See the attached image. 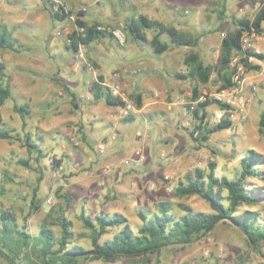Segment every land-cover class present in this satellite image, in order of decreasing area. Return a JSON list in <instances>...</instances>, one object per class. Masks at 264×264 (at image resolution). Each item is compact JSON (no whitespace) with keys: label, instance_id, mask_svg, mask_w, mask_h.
<instances>
[{"label":"clouds","instance_id":"1","mask_svg":"<svg viewBox=\"0 0 264 264\" xmlns=\"http://www.w3.org/2000/svg\"><path fill=\"white\" fill-rule=\"evenodd\" d=\"M164 2L172 5L171 10L163 8L160 0H111L110 4L105 3L106 17L111 18L114 10L118 14L117 22L125 30H127L125 21L139 23L141 17L148 14V9H151L155 14L150 17L154 21L151 28L144 30L147 35L146 40L136 41L129 36L127 40L121 41L122 47L119 50L107 43L96 45L102 55L93 51L91 46H82L81 53L77 56L62 53L63 62L50 60L45 52L47 38L53 34L50 25L38 29L35 37H22L24 43L29 45L31 50L19 53L9 64L8 74L15 75L16 65H22L39 68L45 75L39 79L25 78L32 87L24 89V92L32 97L34 115L38 119L16 122L15 126L21 137L28 130L22 127V123H26L30 129L34 125L40 124L41 121L49 120L51 113L36 108V100L42 98L40 94L45 90L59 91V89L49 88L57 74L63 76L68 71H72L75 73V80L79 81L78 87L69 88L62 93L63 102L57 101L59 114L63 115L65 122L58 125L45 124V133L51 134L56 130L60 132V136L56 138L55 142L49 140V144L53 148L58 146V151L49 152L40 161V164L34 162L33 167L36 171L27 174L32 185L40 188L39 196L43 197L47 193V189L42 183L37 184L38 176L41 174V165L50 164L53 154L62 159L71 157L73 161L78 155L84 157L83 164L84 168L88 169L87 172L78 165L73 167L72 163L65 159L62 169L65 175L78 173L84 176H95L98 169L102 170L103 174L107 176L106 187L103 188V191L110 197L117 192L123 193L126 198L138 195L140 189L135 187L137 180L150 172L157 173L161 169L168 175L170 183L175 186L177 195L188 188L189 172L194 173L196 169H199L206 185L210 186L215 180L217 183L213 190L222 197L228 196V193L223 190L224 185L235 180L234 169L238 167V160L233 159L232 154L239 152L243 140L247 139L251 124L255 122L260 113H264V105L250 111L244 118H237L232 128L210 137L209 140L214 138L219 141L215 145L207 141L192 143L190 135H199V132L196 131V122L191 119L190 113L182 112L177 107L181 100L175 96H173L171 109L166 110V116H162L161 110L154 107L141 106L137 107L134 112L126 108L120 113V117L132 115L133 124H122L118 119L115 121V128L110 133L101 131L103 121L98 118L103 115L104 98L95 99V93L88 91L96 82L98 74L94 65H115V73L112 77L114 83L123 78L126 84H142L148 80L162 77L166 69L180 70L177 63L173 62L174 58L171 53L173 49L182 51L177 48L181 41L203 39L196 27L204 18L203 9L196 11L194 15L190 9L181 12L180 5L176 3V0H164ZM262 9H264V0H257L256 14ZM31 11L33 8L24 11L16 8L8 9L5 5L4 15L7 19L12 13L23 12L24 15H27ZM155 21H162V23H155ZM8 22L11 23L10 20ZM56 42L59 43V39ZM161 45L166 46V50L161 48ZM158 49L163 52L162 55L156 54ZM37 61L40 63L37 64ZM82 65L87 66L88 71H82ZM125 86L120 85L122 88ZM257 92L264 96V90L258 88ZM131 102L133 101L130 100L129 103ZM73 103L80 105L79 110L73 108ZM209 110L215 111V108ZM230 117L231 114L224 118ZM211 119L216 120L217 116H213ZM66 121H75V123L68 124ZM94 121L97 122L93 123ZM90 125L97 130L91 136L86 135L85 132L74 130L81 127L87 130ZM69 137L74 143H69ZM75 145H79V147H75ZM201 153H206V155L197 162ZM209 165L212 166L209 167ZM117 169L120 170L118 180L116 179ZM63 183L64 181L60 180L57 187ZM97 183L100 181L97 180ZM161 187L166 188L164 185ZM100 203L104 204L103 201ZM115 203L117 201L110 199L105 206ZM218 204L227 207L228 201L222 198ZM172 207L176 208L175 201H173ZM84 210H86L84 205L68 209L65 207L64 201L60 200L55 206H51L50 211L46 207L44 215L49 218V223L53 221L58 223L59 217L63 215L78 225L81 212ZM72 231L75 233L72 243L83 244L88 248L102 244L106 239L105 235L100 234L98 226L94 230L73 228ZM3 239L0 237V240ZM62 239L63 232L57 228L56 240ZM6 244L5 247L4 243H0V264H60L59 258L63 254L58 246L48 249L44 243L37 239L28 241L25 246V242L15 234L7 238Z\"/></svg>","mask_w":264,"mask_h":264},{"label":"rangeland","instance_id":"2","mask_svg":"<svg viewBox=\"0 0 264 264\" xmlns=\"http://www.w3.org/2000/svg\"><path fill=\"white\" fill-rule=\"evenodd\" d=\"M55 1L62 3L66 9L72 11L71 15L66 16L68 17V22L65 25V29L67 30V33L69 35H71V33L73 31H76V28L79 27L74 22V18L84 21L86 12L88 13L87 15L92 18H95V16H97V18L103 19L102 22L84 21L89 25L96 23L97 26H100L101 28L107 29L109 31L112 29H116L120 25L116 20L118 14L114 10L112 11L111 18L106 17V14L104 12V4H110L111 0H97V2L94 0H77L81 2V4L77 6H72L65 0ZM192 1L195 0H185L184 6L186 5L188 7L189 2ZM213 1L214 2L212 3V5H208L207 8H212L213 11L209 12L207 10L206 12V10H203L204 18L203 20H201L202 25H197L196 27L198 31L202 30L204 32L205 28L214 27L216 23H221L220 31L214 30L211 33V37L214 43L210 59L214 63L216 62L218 55V49L216 45L219 44L222 31L234 25L231 22L233 16H245L251 19L255 13L257 0ZM229 5H231V7H229ZM223 6L225 7L223 8ZM150 10L151 9H148L147 13L150 16L154 15L155 13L151 12ZM79 12H82V14H79ZM56 22L59 23L58 21H55V24ZM262 23L264 24V21ZM147 29L150 28H145V30ZM121 30L122 35L125 39V30L123 28ZM84 32L85 29L82 26L81 33ZM262 37L264 39V35ZM115 38L118 40L116 36ZM110 41L111 45H113L116 50H119L121 48L116 44L115 41ZM180 47L183 48L185 46ZM156 54L162 55L163 53L157 52ZM72 56H75V50H73ZM259 63L264 66L263 59L259 60ZM215 85L216 84L212 85V87L206 86V90H202V93L204 95H211L209 92H212V94L217 93L218 90L217 86ZM258 88L259 84H257V89ZM257 94L258 92H256V95ZM202 97L203 96H201V98ZM11 101L12 100L9 97L4 101V104H8V102ZM39 105L41 106V104ZM186 105H188V103ZM213 107L215 108V110L217 109V105L215 103L211 104V107L209 109ZM8 109L5 110V108H3L2 113L5 116L8 113ZM181 111L189 113L187 108H184V110L182 109ZM214 112L215 111L209 110V120L214 115ZM257 118L255 122L251 124L250 131H248L247 134V139L243 140L239 152H234L232 154V158L238 160V167L234 169L236 177L240 172L239 161L246 150L253 149L255 152L259 153L262 158V163L259 165L261 175L246 177V181L248 184L247 186L250 189L254 190L255 194H257L258 201L254 204H241L238 213L243 210L255 211L257 212L260 223L264 224V134H259L257 130ZM29 119H37V116L34 115L32 103H30L29 105L28 117L26 118V120ZM7 121L10 124L14 123V121H12L11 119H7ZM234 124L226 129L232 128ZM23 128L28 129L24 132L23 137L20 136L16 128L13 130L11 129L13 133L19 134L20 140L0 139V190L2 191V194H0V207L2 209L13 212L17 218L18 224L22 225L24 222L23 215L27 212L32 198L36 196L38 208L28 217L26 221L27 228L33 235L37 234L41 227V224H44V219L47 217L44 215L45 208L48 207L50 211L51 206H55L60 200L64 201L65 207L68 209H74V207L77 205H84L86 208V210L84 211L92 215L99 212H120L126 216L129 224L131 225V228L134 231L141 223L138 212L141 210H147L149 212L157 211V201L163 200L165 198H170L165 200L171 202V204L173 203V201L176 202V208L172 207V211L176 214L182 213V211L178 207V204H188L195 210L211 211L209 210L210 207L208 203L198 195L176 196L174 194L175 187H170L169 184L165 185L166 188L162 187V189L160 190H158L156 186L150 187L149 184L144 188H138L140 189V193L138 195L129 196L127 198L121 192H117L114 196L110 197L103 191V188L106 187V182L103 183V172H101L102 170L100 171L102 173L101 175L99 173H95V176H84L78 173H70L65 175L62 172L65 159L70 161L73 167H76L78 165L81 169H83V171L87 172L88 169L84 168L83 164L84 157L80 155H78L73 161L71 157H64L62 159L53 154L51 155L50 164L41 165V174L38 176L37 184L42 183L47 189V193L43 197H41L39 196L40 188L38 186L34 187L32 185V182L27 174L36 171V169H34L33 167L34 162L36 164H40V161L45 158V156L49 152L55 153L56 151H58V146L56 148H53L49 144V140L55 142L56 138L59 137L60 132H58V135L55 134V132L51 134L45 133V128L42 129L40 127H37V124L30 129L26 124V126H23ZM223 130L212 133L210 137H214L216 133H219ZM37 131L42 132V136H39ZM193 135L194 134L190 135V139L193 144H196L198 143V141L195 140ZM24 139H26L30 144H34L40 150H37L36 147L30 148L26 146L24 143ZM207 142L215 145L219 141L213 138L211 140H208ZM69 143H74L70 137ZM75 147H79V145H75ZM205 155L206 153H201V156L197 158V162H199V160L202 159ZM36 157L37 159H35ZM20 159H29V166H23L19 162ZM55 160L58 162L56 163ZM191 174L192 172L189 173V175ZM60 180H63L64 183L57 187ZM97 180H99L100 183H97ZM169 189H171V191H169ZM61 193L69 196L70 201L68 202V204H66L64 198L59 195ZM110 199L117 201V203L105 206ZM100 201H103L104 204H101ZM257 215L255 213L250 215L241 214L239 215V221L243 226L251 230L252 221L257 217ZM71 221V229L76 228L77 230H87L82 226L81 220L79 221L78 225L73 220ZM46 224L56 236L57 228L60 229L59 222L57 223L53 221L49 223V218H47ZM112 233L113 230L104 235L106 236V238H108L112 235ZM74 235L75 233L73 232V239ZM80 245L84 246L83 244ZM76 264H264V240L259 243L258 249L250 247L246 235L229 220H225L217 223L210 232L201 236L199 239L185 245L174 243L169 244L163 247L159 253H147L145 255L137 257H119L117 259H112L109 261L80 260Z\"/></svg>","mask_w":264,"mask_h":264},{"label":"trees","instance_id":"3","mask_svg":"<svg viewBox=\"0 0 264 264\" xmlns=\"http://www.w3.org/2000/svg\"><path fill=\"white\" fill-rule=\"evenodd\" d=\"M54 4L52 0H45L47 10L56 18L62 19L72 14L70 10H64L62 6L56 11H52L51 6ZM225 6H223L224 8ZM82 14V12H79ZM220 16V14H219ZM264 21V9L260 10L258 14L254 13L251 19L242 17H232L231 22L234 24L232 27L222 31V35L217 46L218 55L216 62L205 63L203 60H199L198 56L194 53H190L185 57L186 73L181 74L185 78H189L191 82V95L189 99L193 101V104L188 103L187 110L193 121L196 122V131L199 135L193 137L198 142L208 141L210 135L214 132L231 127L233 124L230 119L222 118L218 122L212 123L209 118V111L207 107L215 103L217 107L223 108L227 105L224 102L216 101L213 98L208 97L202 93V86L208 82L217 85V90L221 91L228 88L235 83L232 80V76L235 71V67L231 65V60L234 54L242 53L241 50V36L246 30L253 28L258 35H264V27L262 22ZM75 23L79 26H83L84 33H78L73 31L70 38V45L75 50L79 42L90 43L95 38L102 35L115 37L114 34L104 28H97L96 23L87 24L84 21L75 18ZM127 23V32L131 37L138 40H146L145 28H151L154 21H152L147 15L142 16L139 23L132 21ZM155 23H162L161 21H155ZM217 31H220L221 23H219ZM198 41V40H197ZM197 41L184 40L178 45L194 46ZM0 47L1 48H13V44L5 29L0 28ZM161 48L166 46L161 45ZM157 52L161 53L158 49ZM258 62L249 64L245 62L246 71L259 70L261 65L259 60L264 58L262 52L253 53ZM93 90L95 93L94 98H104V102L111 106H121L123 101L109 93V91L103 87L99 82L93 84ZM10 90L8 86H5L0 81V105L10 97ZM203 96V99H199ZM136 105H140L139 95L135 96ZM19 109V107H15ZM259 134H264V113L260 115L258 121ZM28 138V136H27ZM0 139L6 140H20L18 133H13L11 129L4 127V123L0 118ZM26 146L35 148L34 144H30L24 139ZM37 148V147H36ZM37 150H40L37 148ZM37 159V157L35 158ZM19 162L23 166H29V159H20ZM57 163L58 161L55 160ZM262 163V158L259 153L253 149H248L244 152V155L239 161L240 172L235 180L230 184H225L223 190L228 193L227 197H222L219 193L213 190L217 181L213 180L211 185L208 186L203 182V176L199 169H196L192 177H188L189 186L187 189L181 191L176 196H190L198 195L205 200L211 211L195 210L188 204H178V207L182 211L181 213H174L172 211L171 202L163 199L156 203L157 211L149 212L147 210H141L138 212V216L141 220L140 225L134 231L131 228L127 218L120 212L106 213L99 212L95 214H88L85 211L81 212V222L85 229H96L99 227L100 234L113 233L110 237L106 238L102 244L95 245L91 248L73 244V232L72 221L65 216L59 217L60 230L63 232V239L56 240L54 232L47 226L46 217L44 224L37 234L33 235L27 228L26 221L28 217L38 208L36 202V196L31 200L27 212L23 215V224L19 225L15 214L11 211L2 209L0 207V243H4L6 247V240L11 235L15 234L25 242L37 239L44 243L48 249L59 247L63 253L59 258L60 264H76L80 260H104L109 261L117 259L119 257H137L147 253H159L161 249L169 244H182L193 242L199 239L201 236L210 232L217 223L229 220L232 224L237 226L245 235L250 247L258 249L259 243L264 240V224H261L257 212L250 210H243L238 213L241 204H254L258 201L257 194L254 190L250 189L247 185L246 177L248 176H260L259 165ZM212 165H209L211 167ZM36 191V190H35ZM0 194L2 191L0 190ZM35 194V192H34ZM68 204L70 198L68 195H61ZM227 199V207H223L218 204L221 199ZM38 200V199H37ZM256 214L257 217L252 221V229L249 230L241 224L239 221V215L241 214Z\"/></svg>","mask_w":264,"mask_h":264},{"label":"crops","instance_id":"4","mask_svg":"<svg viewBox=\"0 0 264 264\" xmlns=\"http://www.w3.org/2000/svg\"><path fill=\"white\" fill-rule=\"evenodd\" d=\"M65 1H67L72 6H77L81 4V2L77 0H65ZM94 1L97 2V0ZM184 1L185 0H176V3L180 5L181 12L190 9L195 15L196 11L200 9L206 10V12L207 10L209 12L213 11L212 8L207 9L208 5L209 6L212 5V3L214 2L213 0H207V1L195 0L189 2L188 7L186 5L184 6L185 4ZM160 3L163 8L171 10L172 5L165 3L164 0H160ZM5 5H7L8 9L16 8L27 11L29 8H33V11L29 12L27 15H24L23 12L12 13L6 19L4 15ZM150 11L153 12L152 10ZM87 14L88 13L86 12L84 16V21L102 22L103 20L97 18V16H95V18H92ZM147 15L149 18L151 17L149 14ZM117 19L118 16L116 20ZM8 20H10L11 23H9ZM55 21H58L59 23L56 22L55 24ZM67 22H68V17L59 19L51 15V13L46 8L44 0H0V28L6 30L13 44V48L10 49L0 47V81L3 85L8 86L11 94L10 98L12 100L11 102H8V104H4L5 103L4 102L2 105H0V118L4 123V127L6 128L9 127V129L13 130L16 128L15 124L18 120L23 122L26 121V118L28 117V109L32 101V97L26 95L24 89L31 88L32 85L25 78L35 77L39 79L41 76L45 75L39 70V68L27 67L22 65H16L15 75L8 74L9 64L19 55V53L31 50L30 46L24 43L22 37L24 36L35 37V34L38 31V29L46 25H50L53 34H50L47 38V41L45 43V52L48 54V58L50 60L63 62L64 56L62 53H69L71 55L73 53V48L70 45L69 34L65 29V25L67 24ZM197 25H202L201 21ZM218 25L219 24L216 23L214 27L205 28L204 32L202 30L199 31L197 30L199 35L203 37V39L198 40L196 45L194 46L177 45V48L182 49V51H177L176 49H173L171 56L174 58L173 62L177 63L180 70L166 69L162 77L148 80L142 84H137V83L126 84L123 78H120L117 81L119 87L120 85H126L124 88L122 87L121 88L122 91L126 93L127 97H130V99L133 100L135 107L134 111L137 107H141V106L154 107L161 110L162 116H166V110H170L172 107L173 96L181 100V102L177 105V107H179L180 110L182 109L184 110V108H187L186 106L187 103L190 104L194 103L189 99L191 95L192 81L189 78L180 76L181 74L186 73V66L184 63L185 57L190 53H194L198 56L199 60H203L205 63H212L210 57L213 50L214 41L212 40L211 33L212 31L217 30ZM262 26L264 27L263 23ZM124 34H125V39H124L125 41L128 39L130 35H128L126 31H124ZM262 36L263 35H258L257 38L254 40V44L255 47L259 49L260 52H262L264 55V41H262L264 39ZM132 38L136 41H142L134 37ZM58 39L60 41L59 43L56 42ZM110 40L115 41L118 46L122 47L121 42L119 40H117L115 37H110L107 35H102L98 38H95L90 43H88V47L91 46L93 51L97 52L98 54H101L99 48H97L96 45H103L105 43L111 44ZM180 46H185V47L182 48ZM217 46L218 45H216V47ZM263 62H264V58H263ZM36 63L39 64L40 62L37 61ZM94 68L98 70L96 82H108L112 79V74L113 72H115L116 66L115 65L108 66V64L101 66L97 64L94 65ZM82 71H88L87 66L82 65ZM263 73L264 72H262L261 74L250 73L248 75L246 82L244 83L243 91L241 92V94L246 96L250 95L249 84H251L252 82L259 84V89L263 90L264 89ZM93 84L88 89L89 93L94 92ZM78 85H79V81L75 80V73L72 71H68L63 76L57 74L53 78L52 83L49 85V88L59 89V91L45 90V92L40 94L42 98H38L36 100L37 108L43 112L51 113V116L48 121L46 122L41 121L40 124H37V127L44 129L45 124L58 125L61 124L62 122H65L63 115L59 114L58 111L59 105L57 104V101L59 100L63 102L64 97L62 93L67 91V89L69 88H76L78 87ZM212 85L214 84L208 82L202 86V90H206V86L212 87ZM209 93L212 94V92ZM136 95H139V99H140L139 106L136 105L135 99H133L135 98ZM199 99H201V97ZM39 104H41V106ZM262 104L264 105V96L257 94L256 96L253 97L250 107L247 109L246 114L249 113L250 111H254L255 108L261 106ZM16 106L19 107V109L15 108ZM210 107L211 105L207 107L208 111ZM3 108H5V110L9 108L6 116L2 113ZM73 108L79 110L80 105L73 103ZM119 108L120 106H111V105H107L104 102V109L102 110L103 115L98 118V120L103 121V126L101 131L110 133L115 128V121H117L118 119L122 124L131 125L134 123V118L132 115H126L123 116V118H121L119 113ZM261 114L262 113H260L259 115ZM259 115L257 121H259L260 118ZM7 119H11L12 121H14V123L10 124L7 121ZM66 122L68 124L75 123V121H66ZM95 122L97 121H94L93 123ZM23 126H26V123H22V127ZM74 130L78 132H85L86 135L89 136L94 135L97 131L91 125L88 127L87 130L83 129L82 127L80 129H74ZM58 132L59 130H56L55 134L58 135L59 134ZM37 133L39 136H42V132L37 131ZM137 139H139V137H137ZM100 171L101 170L98 169L95 173L97 174L99 173L101 175L102 171L101 172ZM119 172L120 170L117 169L116 172L117 180L119 179ZM102 176L104 183L107 180V176L104 174H102ZM189 176L192 177L193 173L191 175L188 174V177ZM167 184H169L170 187L174 186L173 184L170 183L168 175L164 172L163 169H161L157 173L150 172L148 173V175L142 177L140 180H137L135 187L144 188L145 186L149 185L150 187L156 186L157 189L160 190L162 189L161 185L165 186Z\"/></svg>","mask_w":264,"mask_h":264},{"label":"built area","instance_id":"5","mask_svg":"<svg viewBox=\"0 0 264 264\" xmlns=\"http://www.w3.org/2000/svg\"><path fill=\"white\" fill-rule=\"evenodd\" d=\"M52 1H54V4L51 6L52 11L58 10L60 6H62L64 10H68L65 8V6L62 3H59L58 1L55 0ZM74 22H75V18H74ZM121 27L123 28V26L120 24L119 27H117L116 29L110 30L114 34V36L118 38L120 42L124 41ZM97 28H100V26H97ZM81 30H82V26L76 28V32L78 33H81ZM257 36L258 34L253 28L246 30L242 33L241 36L242 53L234 54L231 60V65L235 67V71L232 76V80L235 84L221 91H218L217 93L211 95L206 94L208 95V97L213 98L216 101H221L229 105L223 108L217 107L213 115V116H217V119L216 120L210 119L213 123L218 122L220 119L229 116V114H231V117L228 119H230L233 124L236 123L237 118H244L246 116L247 109L253 97L255 96V93L257 92V84L254 82L249 84L250 95L246 96L241 94V92L243 91L244 83L246 82L248 75L250 73L261 74L262 72H264V66H261L259 70L246 71L244 65L245 62L249 64L258 62L257 58L253 54L260 52V50L257 49L254 44V40L257 38ZM82 46L87 47V43L79 42L77 44V48L75 49V56L81 53ZM114 73L115 72H113L112 77L114 76ZM99 83L103 87H105L111 95L117 96L123 101V104L119 108V113L123 112L126 108L134 111L135 108L134 102L129 103L130 100L131 101L133 100L127 97L126 93H124V91L121 90L117 82L114 83L113 79H111L108 82H99ZM201 99H203V97ZM218 113L219 115H217Z\"/></svg>","mask_w":264,"mask_h":264}]
</instances>
